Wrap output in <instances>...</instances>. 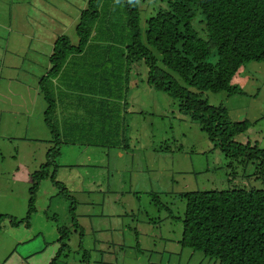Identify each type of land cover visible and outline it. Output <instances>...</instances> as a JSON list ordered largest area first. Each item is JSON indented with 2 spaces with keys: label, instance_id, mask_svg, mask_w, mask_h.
<instances>
[{
  "label": "rangeland",
  "instance_id": "374dc122",
  "mask_svg": "<svg viewBox=\"0 0 264 264\" xmlns=\"http://www.w3.org/2000/svg\"><path fill=\"white\" fill-rule=\"evenodd\" d=\"M87 1L0 0L2 21L13 29L0 31V56L13 51L17 29L20 44L13 57L0 58V264H51L63 228L68 250L55 264H213L179 244L181 195L263 189L264 178L255 173L256 164L244 169L226 158L176 101L150 89L142 64L134 67L139 76L121 112L127 150L63 146L56 169L39 182L28 215L34 174L52 147L45 102L34 87L58 36L78 45L76 27ZM144 5L143 23L154 8ZM197 28L202 32L204 25ZM232 85L243 94L203 92V98L225 107L232 122L249 124L238 143L264 149V64H245Z\"/></svg>",
  "mask_w": 264,
  "mask_h": 264
},
{
  "label": "trees",
  "instance_id": "16d2710c",
  "mask_svg": "<svg viewBox=\"0 0 264 264\" xmlns=\"http://www.w3.org/2000/svg\"><path fill=\"white\" fill-rule=\"evenodd\" d=\"M145 2L147 10L154 6L146 13L147 23L141 16ZM153 3L88 0L76 27L78 45L72 46L64 35L54 42L50 70L39 81L45 102L43 122L52 147L46 164L34 174L28 215L34 211L39 182L48 177V170L56 169L63 146L127 150L121 112H125L132 80L139 76V70H134L139 64L147 69L148 87L176 101L180 113L200 125L215 149L244 169L256 164L255 173L264 178V149L236 141L249 124L232 122L225 107L210 105L202 95L243 94L232 85L240 68L252 62L264 64V0ZM198 15L203 21H195ZM201 24L203 31H199L203 26L195 30ZM204 34L202 39L199 35ZM81 58L86 63L83 67ZM58 77L70 89L73 100L65 110L73 109V114L60 112L64 108L53 82ZM72 117L84 123H74ZM181 200L185 202L179 243L183 248L213 264H264V188L194 191L181 195ZM60 232V250L51 264L68 250L66 229Z\"/></svg>",
  "mask_w": 264,
  "mask_h": 264
},
{
  "label": "crops",
  "instance_id": "0c3cea01",
  "mask_svg": "<svg viewBox=\"0 0 264 264\" xmlns=\"http://www.w3.org/2000/svg\"><path fill=\"white\" fill-rule=\"evenodd\" d=\"M6 24H7L6 22L4 23V22L2 21V14L0 13V31H6L7 33L12 32L13 29L11 28V26H9V28H8V26H7ZM14 35H16V36H15V39L12 41V44H13L12 48H13V51H10V50H9L7 53H5V54H7V56H6V55L0 56V58H1L2 60H3V59H6L7 57H10V56L13 57V56H14L13 53L16 52L15 50H18V49H19L20 44H19V41H18V37H19V30H18V29L16 30V33H14ZM58 37H59V36H58ZM1 38H3V37H1ZM52 50H53V46H52ZM52 50L49 52L48 60H49V58H50V56H51ZM43 65H45V62L43 63ZM43 65H42V67H43ZM49 66H50V64H49ZM49 70H50V67H48V66L45 65V66H44V70H43V72H42V75H43V76H46V75L48 74ZM45 72H46V73H45ZM44 73H45V75H44ZM43 76H41V78H42ZM41 78L39 79V81L41 80ZM39 81H38V86H37V84H36V86L34 87V89H35V94H36V95H39V93H38V89H39ZM53 82L55 83V95H56L57 101H58L59 103L62 104V107L64 108V109H62V110H65V107H68V105H70V103H71V100H73L72 95L69 94L70 89L68 88V86H67V84L65 83L64 80H63L62 83H61L59 77H58V79L53 80ZM62 110H60V112H66L67 114H68V113L73 114V109L65 110V111H62ZM80 114H81V116H83L82 113H80ZM84 120H85V119H84ZM87 120H88V122H92V121H93L92 119H87ZM70 121H72V122H74V123H77V122H78L80 125H82V124L84 123V122L82 121V124H81V123H80L76 118H74V117H72V118L70 119ZM76 147H78V146H76ZM81 148H82V147H81Z\"/></svg>",
  "mask_w": 264,
  "mask_h": 264
}]
</instances>
